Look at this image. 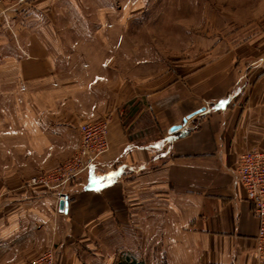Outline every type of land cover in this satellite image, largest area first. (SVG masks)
Instances as JSON below:
<instances>
[{
	"label": "crops",
	"instance_id": "0c3cea01",
	"mask_svg": "<svg viewBox=\"0 0 264 264\" xmlns=\"http://www.w3.org/2000/svg\"><path fill=\"white\" fill-rule=\"evenodd\" d=\"M65 1H0V264L47 248L53 264H264L235 175L243 151H264V12L151 75ZM105 116L108 148L65 186L66 211L23 185Z\"/></svg>",
	"mask_w": 264,
	"mask_h": 264
},
{
	"label": "rangeland",
	"instance_id": "374dc122",
	"mask_svg": "<svg viewBox=\"0 0 264 264\" xmlns=\"http://www.w3.org/2000/svg\"><path fill=\"white\" fill-rule=\"evenodd\" d=\"M65 5L69 12H86L87 26L104 31L100 40L118 41L119 55L133 53L135 61L149 57L151 75L188 54L195 39H226L240 26L259 20L255 12H264V0H66ZM133 67L141 75L143 66ZM47 250L53 264L50 248L32 264Z\"/></svg>",
	"mask_w": 264,
	"mask_h": 264
},
{
	"label": "built area",
	"instance_id": "2783aa9c",
	"mask_svg": "<svg viewBox=\"0 0 264 264\" xmlns=\"http://www.w3.org/2000/svg\"><path fill=\"white\" fill-rule=\"evenodd\" d=\"M107 123L106 116L80 122L77 126L79 139L76 150L61 163L29 177L25 184L54 190L56 200L63 202L62 210L66 211L67 194L63 189L107 150ZM235 175L257 219L254 254L259 262H264V151L258 148L243 151L238 157ZM51 256L52 253L47 250L33 264H51Z\"/></svg>",
	"mask_w": 264,
	"mask_h": 264
},
{
	"label": "water",
	"instance_id": "95a60500",
	"mask_svg": "<svg viewBox=\"0 0 264 264\" xmlns=\"http://www.w3.org/2000/svg\"><path fill=\"white\" fill-rule=\"evenodd\" d=\"M204 110V108L202 107V108H199V109H197V110H195V111H193V112H190V113H188V114H186L182 119H181V122L180 123H178V124H173V125H171V126H169L168 128H167V130H166V133L168 134V135H170V134H172V133H174V132H176V131H178L184 124H185V122H186V120L188 119V118H190L192 115H194V114H196V113H199V112H201V111H203ZM62 206H63V202H59L58 203V210H62Z\"/></svg>",
	"mask_w": 264,
	"mask_h": 264
}]
</instances>
